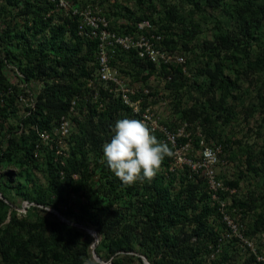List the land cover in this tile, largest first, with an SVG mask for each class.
<instances>
[{"label":"trees","instance_id":"trees-1","mask_svg":"<svg viewBox=\"0 0 264 264\" xmlns=\"http://www.w3.org/2000/svg\"><path fill=\"white\" fill-rule=\"evenodd\" d=\"M189 1L193 16L204 15L205 7L222 10L223 16H216L218 33L213 39L202 41L194 49L193 42L201 29L193 17L181 34H173L170 28L175 23L178 27L183 24L176 6L166 11L169 29L162 26L157 30L163 35L162 47L171 54L181 49L200 51L208 65L196 70L193 77L202 76L204 82L188 84L192 70L188 62L159 69L136 51L117 50L113 64L134 82L149 80L153 75L163 79L172 75L166 90L173 97L165 98L170 97L172 102L174 99L178 117L161 123L172 131L188 124L196 152L204 139L211 146L222 147L223 159L235 144L223 129L239 119L232 100H239L243 87L251 85L256 74L264 73V0ZM53 6L49 0H0V92L12 84L6 60L26 79L43 83L36 109L26 118L18 116L17 87L5 97L6 105L0 104V192L8 201L0 198V264H102L94 259V251L107 264H144L138 254L152 264H235L233 256L244 247L237 237L222 241L228 227L202 172L195 174L188 166L171 172V155L165 157L154 179L127 186L107 166L103 146L111 141L116 121L134 119L133 115L103 87L101 99L94 102V91L85 86V81L97 71L99 42L79 36L78 16L46 19L45 13ZM143 20L156 23L150 16H140L135 25ZM110 26L120 34L132 31L126 24L116 29L110 21ZM164 30L171 34H164ZM187 92L193 102L181 108ZM77 95L81 97L77 106L81 112L72 118L71 136L63 149L53 130L68 115ZM255 100L264 117V86L258 88ZM252 102L242 103L247 106V116L255 111ZM45 130L53 138L49 143L38 135ZM242 151L248 154L249 171L263 179V196L255 198L250 194L245 202L225 191H220L219 196L229 213L231 204L241 208L245 219L246 211L253 210L259 202L264 205V169L259 166V154L253 152V146L247 145ZM38 174L44 182L37 180ZM218 177L229 189L240 188L239 181L224 180L220 174ZM15 197L36 206L21 215L15 208ZM40 206L58 211L70 223ZM9 215L11 219L4 224ZM232 218H236L235 214ZM75 224L94 229L99 242ZM260 228H264V211L256 215L255 228L246 229L245 235L249 237ZM248 260L258 262L254 254Z\"/></svg>","mask_w":264,"mask_h":264},{"label":"built area","instance_id":"built-area-1","mask_svg":"<svg viewBox=\"0 0 264 264\" xmlns=\"http://www.w3.org/2000/svg\"><path fill=\"white\" fill-rule=\"evenodd\" d=\"M49 1L54 6L45 13L46 19L52 18L55 15H61L63 17L71 15L78 16L80 18L78 26L79 36L84 40L99 42L96 53L97 71L92 78L85 81V86L94 91V102L98 103L101 99L100 91L101 87H103L106 92L108 91L110 96L119 99L121 103L130 109L134 119L145 120L153 129L154 135H158L156 136L157 139L168 145L173 153V161L169 169L171 172H177L185 166L190 167L195 174L202 172L201 174L208 181L213 191V198L219 201L221 214L228 227L225 237H237L235 221L227 209V204L221 202L219 196L220 191L229 192L231 195L237 194V189L231 190L225 186L216 171V167L223 160L221 157L224 153L222 147L217 145L211 146L206 140L202 139L201 148L196 152L192 145L191 133L188 132V124L180 125V127L172 131L161 123V118L154 112L153 99L157 96L160 97L159 92L156 91L153 84V78L157 77V75H153L149 80L134 82L129 74L121 72L113 64L114 55L117 50L128 53L136 51L140 58L154 63L159 69L165 65L171 66L170 64L173 63L183 65L186 62V58L177 53L171 54L162 47L163 35L159 33L156 26L149 20L138 22L130 33L120 34L112 30L110 21L103 12L97 10V8H94L90 4L80 6L70 0ZM20 6L22 7L23 3ZM5 64L6 71L12 76V84L9 85L7 90L0 92V104L5 106V97L8 93L13 94L14 88L17 87L20 91L16 94L15 105L19 109V112L21 111V116L26 118L36 109L38 95L43 83L41 81L26 79L25 75L17 67L8 63L7 60ZM172 78V75L164 79L160 78V87L165 92H169L166 90V84L167 80L171 81ZM35 83L40 88L38 91L35 90ZM80 99L81 97L79 95L73 99L70 112L68 115L62 117L60 124L55 126L53 130V133L58 139V144L62 148L63 145L66 146L70 139L73 116L81 112L80 109H77ZM99 108H103L102 104H99ZM26 133H28V129ZM38 135L44 142L49 143L53 140L48 130L39 132ZM183 139H187L185 144L181 143ZM58 153L60 155L63 154L61 151H58ZM258 262L264 264V261Z\"/></svg>","mask_w":264,"mask_h":264},{"label":"rangeland","instance_id":"rangeland-1","mask_svg":"<svg viewBox=\"0 0 264 264\" xmlns=\"http://www.w3.org/2000/svg\"><path fill=\"white\" fill-rule=\"evenodd\" d=\"M78 3H81V5L85 3H87L88 5L90 4L94 8H97V10L102 11L104 15L107 14L113 27L116 29L121 24H126L130 26L131 29L134 28L135 20L140 16H150L153 20H155L156 23H158H154L156 25V28L164 26V28L169 29V23L166 20V11L170 6H176L177 10L179 11V17H182L184 20L180 18V24H183L178 27L177 25H175L177 23H175L174 27L170 28V30L173 34H181L183 26L185 24L191 23V19L193 17L194 21L199 23L201 29L199 36H197L196 40L193 42V45L195 47L194 49H197L198 45H201L202 41L211 40L214 38V36L218 33L216 27V20L218 18H216V16H223L222 10L217 11L212 7H205L204 15L198 14L193 16L190 13L193 6L189 0H78ZM164 34L169 35L171 33L168 32V30H164ZM174 39L181 40L179 36H174ZM181 50L182 51H178L177 54H183V56L186 58V62L190 64L189 68H192V70L188 73L191 77L188 84L198 85L197 82H204L205 78H203L202 76L193 77L196 70L200 68L202 69L208 65L205 59H203L202 55H200V51L196 50L195 52L191 53L186 52L183 49ZM130 79L132 80V78ZM159 81L160 78L158 76L153 78V84L155 86L154 88L160 94V97L157 96L155 97V99H153V110L156 115L161 118V120L171 121V118L176 119L178 117L174 99L173 102L172 100H170V97L165 99L166 96H171V98L173 96L170 95L169 92H165V90L160 87ZM263 86L264 73L256 74V76L254 77V82L251 85L247 84L243 87L244 94L242 95V97H240L239 100H232L233 105L236 107V110L239 113V119L234 120L232 124L226 128H220H224V135L231 138L235 142V144L233 145L232 149H229L227 156H225L223 160H221V164L216 167V171L224 180L239 181L241 183L240 188L237 190V198L238 200L244 202L250 199V194H254L255 198H260L263 196V193L261 191L263 186V179L260 176L255 175L249 171L246 163L248 154L242 151L243 148L247 145L253 146V152L259 154V157L257 158V160L260 162L259 166L261 169H264V117L261 114L260 110L258 111L257 100H255L258 88ZM34 87L37 91L40 89L39 86H36V83L34 84ZM190 94L187 92V94H185V96L183 97L181 108L191 106L193 101ZM197 94V91H195L194 95ZM250 100H253V102H255V111L251 115L247 116V106H243L242 103L249 105ZM229 104H231V101L229 102ZM18 116H21V111L18 113ZM16 121L17 120L10 119V122L15 123ZM225 136H223V139H225ZM63 149H66L65 145H63ZM38 175L37 180L39 182H44L43 176L41 174ZM13 201L15 203V208L21 215L26 213L27 209L32 205L36 206V204H32L30 201L22 198L15 197L13 198ZM258 204L259 205L255 206L253 210L250 209L246 211L247 215L244 213L246 216L245 219H243L241 215V208L232 206L231 204L229 205L230 213L232 214V216L233 214H235L236 216L234 220L237 226V238L245 248H240L236 252L235 256H233L235 264H260L259 262L256 263L253 261H249L248 259H250L253 254L256 255V257L264 256V228L253 231V234L249 235V237L245 235L246 229H251V227L252 229L255 228L256 215L264 211L263 203L259 202ZM40 207L41 209L44 208L43 206ZM44 210L47 211L46 213H48V211L52 213L58 212L50 207H45ZM55 215L58 218L63 217L67 222H69L59 212ZM9 216L10 217L4 224L8 223L11 219V215ZM77 225L75 224V226ZM88 229L91 228L88 227ZM91 230L92 232H96L94 229ZM226 233L227 230L224 232L222 240H225V242H230L232 238H229L227 236L225 237ZM32 251L34 252L35 250L32 249ZM258 252H262V254ZM104 264L107 263L105 262Z\"/></svg>","mask_w":264,"mask_h":264},{"label":"clouds","instance_id":"clouds-1","mask_svg":"<svg viewBox=\"0 0 264 264\" xmlns=\"http://www.w3.org/2000/svg\"><path fill=\"white\" fill-rule=\"evenodd\" d=\"M103 153L107 166L127 186L154 179L165 157L173 154L145 120L127 118L116 121L114 135L103 146ZM257 260L264 261V256H257Z\"/></svg>","mask_w":264,"mask_h":264},{"label":"water","instance_id":"water-1","mask_svg":"<svg viewBox=\"0 0 264 264\" xmlns=\"http://www.w3.org/2000/svg\"><path fill=\"white\" fill-rule=\"evenodd\" d=\"M0 198L1 199H3V200H5L6 202H8L5 198H4V196L2 195V193L0 192ZM56 213H58V212H56ZM55 213V214H56ZM61 218V220H63V221H66L63 217H60ZM67 222V221H66ZM77 226H79L80 228H82V229H85L88 233H90L92 236H94L97 240H96V243H98L99 242V240H98V236H97V233L96 232H92V230L91 229H88V227H85V226H83V225H77ZM96 245L97 244H94L93 245V248L95 249L96 248ZM138 256H140L141 258H142V260H143V263L144 264H152L145 256H143V255H140V254H138ZM93 257H94V259L97 261V262H99V263H102V264H104L105 262L97 255V253L94 251L93 252Z\"/></svg>","mask_w":264,"mask_h":264}]
</instances>
